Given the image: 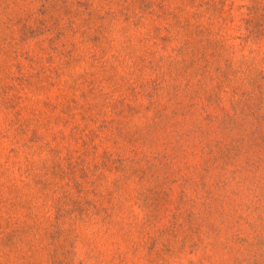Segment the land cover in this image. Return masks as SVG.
<instances>
[{
    "label": "rangeland",
    "instance_id": "374dc122",
    "mask_svg": "<svg viewBox=\"0 0 264 264\" xmlns=\"http://www.w3.org/2000/svg\"><path fill=\"white\" fill-rule=\"evenodd\" d=\"M0 264H264V0H0Z\"/></svg>",
    "mask_w": 264,
    "mask_h": 264
}]
</instances>
